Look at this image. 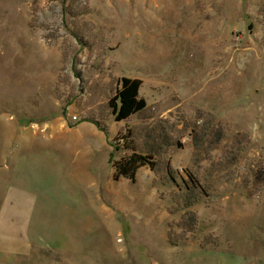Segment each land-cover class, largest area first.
<instances>
[{"label": "rangeland", "instance_id": "obj_1", "mask_svg": "<svg viewBox=\"0 0 264 264\" xmlns=\"http://www.w3.org/2000/svg\"><path fill=\"white\" fill-rule=\"evenodd\" d=\"M122 76L147 107L118 121ZM134 149L154 165L115 179ZM2 240L21 264H264V0H0Z\"/></svg>", "mask_w": 264, "mask_h": 264}, {"label": "trees", "instance_id": "obj_2", "mask_svg": "<svg viewBox=\"0 0 264 264\" xmlns=\"http://www.w3.org/2000/svg\"><path fill=\"white\" fill-rule=\"evenodd\" d=\"M142 79L138 77L122 76L115 94L109 99L108 105L115 120L128 119L147 107L146 99L140 95ZM112 158V157H111ZM154 165L147 154L134 149L129 155L114 160V178L128 177L136 178L138 168L144 165Z\"/></svg>", "mask_w": 264, "mask_h": 264}, {"label": "crops", "instance_id": "obj_3", "mask_svg": "<svg viewBox=\"0 0 264 264\" xmlns=\"http://www.w3.org/2000/svg\"><path fill=\"white\" fill-rule=\"evenodd\" d=\"M91 129L94 130V128ZM12 242H16V239ZM4 243L5 241L3 240L0 243V264H21L23 263L22 261H25V258H28L21 256L20 252H18L19 250L23 251L21 246L18 248L9 243Z\"/></svg>", "mask_w": 264, "mask_h": 264}, {"label": "built area", "instance_id": "obj_4", "mask_svg": "<svg viewBox=\"0 0 264 264\" xmlns=\"http://www.w3.org/2000/svg\"><path fill=\"white\" fill-rule=\"evenodd\" d=\"M73 118H74V119H77V116H76V115H73Z\"/></svg>", "mask_w": 264, "mask_h": 264}]
</instances>
